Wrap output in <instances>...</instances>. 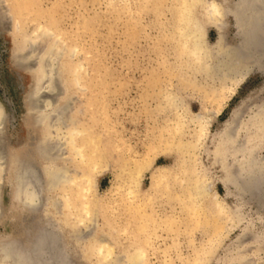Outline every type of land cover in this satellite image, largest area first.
<instances>
[{
    "label": "rangeland",
    "instance_id": "obj_1",
    "mask_svg": "<svg viewBox=\"0 0 264 264\" xmlns=\"http://www.w3.org/2000/svg\"><path fill=\"white\" fill-rule=\"evenodd\" d=\"M21 1L0 0V104L5 113L0 154L29 156L46 172L56 167L65 177L50 188L41 173L46 182L42 206L33 210L15 202L11 172L1 171L0 238L11 236L26 244L31 234L51 223L63 234L72 264H133L129 260L142 246L144 258L135 264H264V198L258 187L256 192L243 188L245 154L252 151L264 159V128L254 127L255 120L249 119L264 104V50L259 42L246 44L244 29L236 23L242 16L239 1L191 0L193 16L200 18L199 36L210 55H216L210 61L216 72L222 73L230 53L238 57L241 68L235 66L239 69L233 79L224 83L219 77L198 80L193 74H199V62L181 58L185 50L176 28L185 0ZM213 1L222 4L220 16L206 8ZM255 47L260 49L254 53ZM52 53L61 82L56 103L66 105L54 120L46 118L48 108L37 115L31 109L40 78L36 70L38 65L47 67ZM196 80L202 90L194 89ZM199 92L207 96L206 133L199 150L188 156L202 181L198 206L192 213L184 206V195L190 193L184 180L180 182L186 188L172 182L171 189L152 196L151 170L143 173L139 191L129 197L125 184L133 160L153 149L154 165L174 163L176 152H163L160 145L178 115L184 116L183 139L189 142L195 126L188 120L202 111ZM161 95L175 96L178 109L166 108ZM48 96L43 90L39 97ZM229 133L235 143L225 142L223 135ZM82 144L84 159L77 153ZM53 152V159L43 156ZM166 217L174 219L171 227ZM101 243L109 251L98 252Z\"/></svg>",
    "mask_w": 264,
    "mask_h": 264
},
{
    "label": "bare ground",
    "instance_id": "obj_2",
    "mask_svg": "<svg viewBox=\"0 0 264 264\" xmlns=\"http://www.w3.org/2000/svg\"><path fill=\"white\" fill-rule=\"evenodd\" d=\"M238 1L240 4L239 5L240 8L241 7H243V8L239 9V10H242V16H240V18L236 19L237 20L236 23H237L238 27H240V28L243 27V29H244L245 36H246V44H249V46L254 47L253 45L255 43L257 44V42H259L258 43L259 45L262 44L261 50H262V48L264 50V29H262L264 27V25H263V23H264V0H238ZM178 2H177V4H178ZM193 4H194V2H192L191 0H185L183 2L181 1V4H180L181 8L179 10L180 15L178 17L179 23H178L177 28H176V31H177L176 36H177V39L179 40V46H181V48L182 49L184 48V50H185L183 52V56L181 58L186 59V60L190 59V60H193V62H199V68H198V70H196L199 72V74L198 73L193 74L195 77L196 76L199 77L198 80H200V78H202V77L206 78V79H208V77H212L213 79H215L216 77H219V79H221V83L227 82V80H232L233 79V73L235 72V74H236V71L239 69V68H237V70H236L235 66H237V67L239 66L241 68V65H239L240 63L238 65H236L238 63V57L235 54V51H234V54L230 53V55L231 54H233V56L235 55L234 57L232 56L233 58H231V56L228 55L230 58L229 59L226 58L227 61L224 64L221 63L222 66L223 65L225 66L226 71H224L225 68L222 67V69H223L222 73L223 74L217 73L215 67L213 66V64H211L212 62L210 63V61L213 60L216 55L215 54H214L215 56L210 55L211 53L209 52L208 45H206L201 40V38L199 36L201 23H199L200 18H197V16H193V13H194V9H193L194 5ZM207 4L208 5L206 8H208V12L211 15L219 14L218 16H220V14H222L221 12L223 9H222V4L220 2L213 1L211 3L208 2ZM24 5L26 6L27 4L24 2ZM237 10H238V7H237ZM229 11L235 12V11H233V9H230V8H229ZM199 12H200V10L198 11V13ZM234 14H236V13H234ZM218 27H220V25ZM221 27H220V29H222ZM241 36H242V34H241ZM244 43H241V44L244 45ZM209 46H211V45H209ZM220 46L223 47L224 44H223V46L222 45H220ZM249 46L247 45V48ZM217 48L218 47H216V49ZM256 48L257 47H255V49L252 48V51L254 52V50L256 51V50L260 49V48H258V49H256ZM223 49L226 50V47ZM223 49H222V51H223ZM238 49L239 48H237L236 50L238 51ZM240 51H241V49H240ZM230 52H231V50H230ZM223 53H224V51H223ZM261 53L262 52L260 51V54ZM52 54H49L47 56V60H48L47 67L43 70L42 67L38 65V68L36 70L37 73L39 74L38 77H40V78H37L36 87H35L36 96L33 99L31 109L37 115L39 113H42L43 109L48 108L49 110L46 113V118L47 119L52 118L54 120V119H59L62 116L66 105H64V104L58 105L56 103V101H58L57 95H59V93L61 92L60 88H59V86L61 85L60 84L61 82L58 83V81H60V78L58 80V77H59L58 76V70L59 69L57 70L56 64H55V62H56L55 60H57V59H56V56H54L55 53L53 54V56H52ZM225 54H226V52H225ZM22 56H23V54L21 55V57ZM219 56H221V55L219 54ZM238 56H239V54H238ZM245 58L246 57H244V59H241L240 61L242 63L245 62V61H242V60H245ZM262 58H264V57H262ZM216 60H218L217 57H216ZM246 60H247V58H246ZM252 60H254V59H252ZM224 61H225V58H224ZM260 62H257V63L260 64ZM262 63H263V61H262ZM242 65H244V64H242ZM219 67L221 68V66H219ZM59 72H61V71H59ZM193 75H191V76H193ZM183 80L186 82L185 79H183ZM188 83H187V85H188ZM58 84H60V85H58ZM190 84H192V83H190ZM193 84H194L193 85L194 89H196L199 85L197 80ZM199 88L200 87H198V89ZM43 90L47 91L49 93L48 97H45V98L39 97L40 92ZM200 90H202V89L200 88ZM199 94L202 96L201 97L202 102H203L202 103V111L197 112V113L194 112L195 114L192 115V117L188 120V123H192L195 126V127H192L194 129H193V131L190 132L189 142L185 143V140L183 139L185 134H187L186 129L184 127V126H186L185 122L182 121L184 119V116L182 117L183 119L181 118L182 119L181 120L180 119L181 115H178L180 117L176 121H174V123L170 127L168 126L166 128V136H164V137H166L167 139L165 138L166 139L165 141L162 140L164 142H163V144L161 143L160 148L163 150V152L164 151L169 152L172 150L174 152H176V158H175V161L172 165H170V166L154 165V158L157 155V151L151 149L150 151L152 153H149L147 156H145L143 158L140 157L141 159L133 160V162H131L132 164L129 167L126 166L127 168H129V170L127 169L128 171H127V177H126L127 179H126V184H125V187H126L125 192H126V194L129 195V197L136 194L139 191V188L141 185V178L143 176V173L148 171V170H151V181H150L149 188L152 190V191L150 190L152 193L151 194L152 196H155L157 193L159 194L160 192H162L163 188H165V187H167V189H171V188H169V186L172 184V182L174 184H176V183L179 184L178 182H180L181 180H184L189 185L188 189H190L189 195H187V196H186V194L184 195L187 199V200L185 199L186 201H184V204H185L184 206L188 207L190 209L189 210L190 213H192L194 211V209L198 206V203L197 204H195V203L197 200H199V199H197L200 197L199 195L201 193H203V192H201L203 189V186L201 184L202 181L200 182V180H199V174L200 173L198 174V172H197L198 170H195V168H197V167H195L193 165V163L188 162V160H189L188 156L193 153L194 149L197 150L196 147H198V145H199V139H201V137H205L203 135L206 133V123L204 121L203 112H205V109H206L205 100H206L207 96H205L204 93L202 94L199 92ZM163 95H161L160 98H161L162 102L164 104H166V108L171 107L173 109L174 107H176L177 102H176L175 96H171L172 95L171 94V95H168V96L162 98ZM178 95H179V93H178ZM218 96H219V94H218ZM181 105H182V103H181ZM184 106H186V105L184 104ZM246 110H248V109H246ZM185 111H187V110H185ZM186 116H187V114H186ZM249 119L255 120V123H253L254 127H260L263 130V128H264V104L261 103L258 106L257 110L254 112V114H252L249 117ZM40 120H37V121L40 122ZM4 122H5V113H4L2 105L0 104V129L3 127ZM207 122L209 123V121H207ZM240 123H241V121H240ZM248 123H250V122H248ZM243 124H244V122H243ZM231 126H234V125L232 124ZM231 128H233V127H231ZM245 128H247V126ZM244 130L246 131V129H244ZM75 131H76V129H74L72 131V135H74ZM230 131L231 130L229 129V132ZM226 132H228V131H226ZM79 133H83V132L79 131ZM223 136H225L224 137L225 142L226 141L227 142H230V141L234 142V140H235L233 135H231L230 133L227 136L226 135H223ZM88 142L91 143V140H88ZM238 142H239V140H238ZM83 148H84L83 144L80 145V147L77 150V153L79 154L80 157H82L84 159L86 157V153L82 150ZM198 150H199V147H198ZM259 151H261V150H258L257 152H259ZM254 153H256V152H254ZM196 155H195V157H196ZM257 155L253 154L252 151L247 152V154H245V158H244L245 159V162H244L245 167H243L244 168L243 169V178H244L243 183H244L245 187H243V188L246 189L248 192H252V191L256 192L257 189L256 190H253V189L258 187V188H260V191H261V192L260 191L259 192L262 193L261 194L262 198H264V159L261 158L260 156L257 157ZM43 156L46 159H50V158L54 157V152H53V155L51 154V156L47 155L46 153ZM191 158L192 157H190V159ZM197 162H198V159H197ZM241 167H242V165H241ZM4 169L5 170L8 169L11 172L10 182L12 184V187L14 188L15 202L18 203V205H20L21 207H25L27 209H33V210L38 209L40 206H42L41 205L42 204V185L45 181L42 182L41 173L44 175L45 180H47L48 186L50 188H57L60 180L63 181L64 177H65V172L62 171L61 169H60L61 171L59 169H56V167L49 169V171L46 172L43 168H40V166L38 165V162H36V159L30 158L29 156L19 158L17 156L10 157L9 154H7L6 156L3 154L2 155L0 154V172L3 171ZM228 172H229V169H228ZM231 177H233V176H231ZM122 179H124V178H122ZM68 180H66V182ZM72 180H69V181L71 182ZM231 180H232V178H231ZM69 181L67 184H69ZM179 185L183 186V187L186 186L185 184H182L181 182ZM241 185H243V184H241ZM75 187H77V184ZM149 194H147V195H149ZM123 196H124V194H123ZM126 197H128V196H126ZM262 202L264 203V200H262ZM70 204H74V203L71 202ZM202 204H204V203H202ZM201 207H202V205H201ZM207 207H209V206H207ZM204 208H202V209H204ZM185 210H188V209H185ZM196 210L198 212V209H196ZM145 211L147 212V209ZM205 211H206V209H205ZM200 212H202V211H200ZM144 215L147 219V222H148V220H151V218H149L147 214H144ZM207 217L209 218L208 215H207ZM173 218H175V217H173ZM189 219H191V218H189ZM177 220L178 219H176V221ZM206 220H207V218H206ZM164 221L166 223H168L170 227L172 226L171 223H174V219L172 220L170 217L165 219ZM55 226H57V225H52L51 223L46 224L43 227V229H41V231H39V232L36 231V233L31 234L30 237H32V239L26 244H25V242H23L21 239H18V238H14L11 236H6V237L1 236V238H0V264H72V258L70 257V254H69L70 252L66 248L65 244H63L64 243V241L62 239L63 234L61 233V231H58L59 229L57 230V227H55ZM80 234H79V237H80ZM83 234H85V233H83ZM83 234H82V239L84 238ZM77 239H79V238L77 237ZM101 242H102V240H101ZM108 242H109V240H108ZM106 243H107V241H106ZM106 245L107 244H105V243H101L97 247L98 250L97 249L96 250L98 252H102L104 250L109 251V249H108V247H106ZM143 252H144L143 246L139 247L135 256L132 257V260L130 259L129 262H133V264L140 262L144 258ZM196 261H199V254H197ZM118 262H119V260H118Z\"/></svg>",
    "mask_w": 264,
    "mask_h": 264
}]
</instances>
